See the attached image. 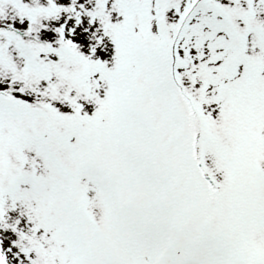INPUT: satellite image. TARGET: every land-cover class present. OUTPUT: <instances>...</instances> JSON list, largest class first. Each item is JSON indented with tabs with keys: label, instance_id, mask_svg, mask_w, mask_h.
Returning <instances> with one entry per match:
<instances>
[{
	"label": "snow or ice",
	"instance_id": "snow-or-ice-1",
	"mask_svg": "<svg viewBox=\"0 0 264 264\" xmlns=\"http://www.w3.org/2000/svg\"><path fill=\"white\" fill-rule=\"evenodd\" d=\"M0 264H264V0H0Z\"/></svg>",
	"mask_w": 264,
	"mask_h": 264
}]
</instances>
